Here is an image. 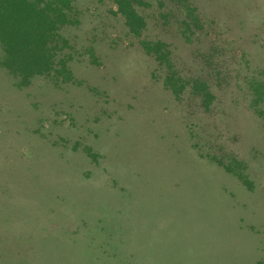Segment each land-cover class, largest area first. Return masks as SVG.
Returning <instances> with one entry per match:
<instances>
[{
    "label": "rangeland",
    "instance_id": "rangeland-1",
    "mask_svg": "<svg viewBox=\"0 0 264 264\" xmlns=\"http://www.w3.org/2000/svg\"><path fill=\"white\" fill-rule=\"evenodd\" d=\"M137 1L72 0L68 81L0 67V264H264V0Z\"/></svg>",
    "mask_w": 264,
    "mask_h": 264
},
{
    "label": "trees",
    "instance_id": "trees-1",
    "mask_svg": "<svg viewBox=\"0 0 264 264\" xmlns=\"http://www.w3.org/2000/svg\"><path fill=\"white\" fill-rule=\"evenodd\" d=\"M173 1L169 8L184 15L195 16L193 19L198 21L199 13H195V6L185 0ZM113 3L116 11L124 17L129 30L140 33L146 24L136 7L140 1L113 0ZM76 21L72 0H0V67L14 76L21 85L27 84L35 75L50 73H54L57 80L61 78L62 81H68L72 75L69 59L63 50L70 44L61 29ZM140 42L147 53L162 58L167 56L164 41L143 39ZM199 77H192L191 94L199 96L201 103L206 106L211 97L210 89L204 81V91L201 88V91L196 90ZM184 79L180 73L174 75V72H170L165 74L164 83L176 96H180L187 90L186 83L191 82ZM246 80L244 93L249 94L253 104L264 101V78L252 74L248 77L246 75Z\"/></svg>",
    "mask_w": 264,
    "mask_h": 264
}]
</instances>
